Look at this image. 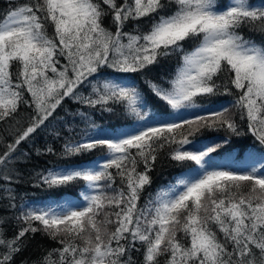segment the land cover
Segmentation results:
<instances>
[{"label": "snow or ice", "instance_id": "6c2138e0", "mask_svg": "<svg viewBox=\"0 0 264 264\" xmlns=\"http://www.w3.org/2000/svg\"><path fill=\"white\" fill-rule=\"evenodd\" d=\"M244 30L264 37V0L13 7L0 21V207L10 213L0 215V264H17L37 233L57 247L33 264H264V40ZM170 59L175 72L154 77ZM65 100L82 107L70 111ZM97 112L131 123L100 128ZM204 131L223 136L197 141ZM40 133L62 149L36 146ZM249 134L259 153L213 156ZM96 149L104 151L92 161L31 176L46 192L79 184L77 195L17 204L19 162ZM161 154L186 171L141 204Z\"/></svg>", "mask_w": 264, "mask_h": 264}, {"label": "trees", "instance_id": "16d2710c", "mask_svg": "<svg viewBox=\"0 0 264 264\" xmlns=\"http://www.w3.org/2000/svg\"><path fill=\"white\" fill-rule=\"evenodd\" d=\"M28 0H0V21H2L7 13L15 6L19 4L27 3ZM110 24V20H105V26ZM52 29H49L51 33ZM244 36L246 38L251 37L252 39L256 40L257 42H261L264 40V37H261L259 34L250 33L247 30H244ZM178 59H170L166 60L159 66L156 71L153 73L154 77L160 76H170L175 72V69L178 65ZM111 71V70H109ZM138 82L139 78L137 77ZM146 96L149 98V103L153 107H159L162 105V102L158 101L157 98L152 96L151 93L144 90ZM88 90L85 89V94H87ZM231 97L228 96H218L214 97L213 100L215 102H224L229 101ZM64 107L70 111H75L77 108H81L82 106L79 104L74 103L71 100H65ZM86 110V109H84ZM61 116L65 115V112L62 109L57 110ZM68 119H72L71 117H66ZM93 120L100 128H119L121 125L131 123L130 120H125L120 118L119 116H113L109 113H94ZM79 128H84L85 125L80 122L79 118H76L75 121ZM223 136V133H216V132H209L204 131L203 135H197L195 139L197 141H202L205 143H211L213 138H220ZM52 143L54 148L57 152L62 149V142L55 141L51 138V136L46 135L45 133H40L35 141V145L38 147L43 148L45 143ZM24 150L28 152H32V147L27 144H23L21 146ZM254 149L258 153L261 151L259 145L254 142V138L249 134L247 136L239 138V140L234 139L231 145H228L226 148L219 150L217 153H214L213 156L216 158L217 161H223L225 159V153L229 151H234L236 153H240L241 156L245 155L247 150ZM103 149H96L91 153H85L79 157H73L71 159H62L56 156H36L34 153L32 157L27 162L21 161L17 164L19 171L22 173V176L25 178V181L17 184L16 191L18 193V197L20 199L17 200V204L20 203V200L23 199L25 201H45L50 199H60L61 197L65 196V194L69 196H75L79 192V188L81 185H75L69 187L64 190H57V191H44L43 189H37L33 187L34 181L31 179V176L34 175L35 170H41L45 168L53 167L54 165H64V164H82L88 161H92L96 159L98 156L102 154ZM188 167H193L194 162H185ZM186 171V168H181L176 166V163L170 161L166 156L161 154L158 158L156 163L155 170L151 173L152 176V184L149 187H146V190L141 198V204L148 198L149 193L155 194L159 189L162 187L167 186L169 183L174 182V179L182 172ZM0 215H10L6 209L0 207ZM17 229V225L15 221L8 225V236L15 235ZM57 247L54 241L49 240L47 237L41 236L39 233L35 234L32 237L22 253L17 258V264H21V261H28L29 264H33V262L37 261L41 258L45 253L46 250H50L52 248Z\"/></svg>", "mask_w": 264, "mask_h": 264}]
</instances>
